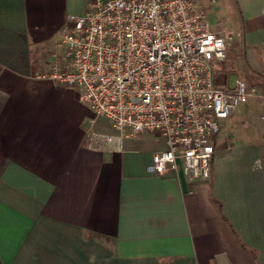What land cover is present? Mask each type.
Segmentation results:
<instances>
[{
    "label": "crops",
    "instance_id": "1",
    "mask_svg": "<svg viewBox=\"0 0 264 264\" xmlns=\"http://www.w3.org/2000/svg\"><path fill=\"white\" fill-rule=\"evenodd\" d=\"M87 2L0 0V264H264V93L222 122L207 179L150 171L163 137L37 76ZM195 3L259 67L264 0Z\"/></svg>",
    "mask_w": 264,
    "mask_h": 264
},
{
    "label": "built area",
    "instance_id": "2",
    "mask_svg": "<svg viewBox=\"0 0 264 264\" xmlns=\"http://www.w3.org/2000/svg\"><path fill=\"white\" fill-rule=\"evenodd\" d=\"M68 20L37 76L79 88V100L126 135L163 137L150 171L207 179L215 134L252 94L241 78L216 81L231 32L212 30L195 0H88Z\"/></svg>",
    "mask_w": 264,
    "mask_h": 264
},
{
    "label": "rangeland",
    "instance_id": "3",
    "mask_svg": "<svg viewBox=\"0 0 264 264\" xmlns=\"http://www.w3.org/2000/svg\"><path fill=\"white\" fill-rule=\"evenodd\" d=\"M240 42V40H239ZM236 41H230L226 49V58L223 61L216 62L214 72L216 73V81L220 83H228L232 86L236 76L243 79L247 85V89L251 93H264V49L259 48L258 58L259 67H252L247 61V54L240 44ZM242 48V49H241ZM252 97L247 99L250 100Z\"/></svg>",
    "mask_w": 264,
    "mask_h": 264
}]
</instances>
